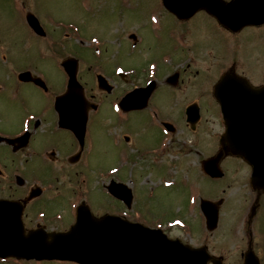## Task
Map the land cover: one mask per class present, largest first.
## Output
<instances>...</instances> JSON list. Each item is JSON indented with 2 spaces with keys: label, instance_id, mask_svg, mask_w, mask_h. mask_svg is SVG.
Wrapping results in <instances>:
<instances>
[{
  "label": "rangeland",
  "instance_id": "374dc122",
  "mask_svg": "<svg viewBox=\"0 0 264 264\" xmlns=\"http://www.w3.org/2000/svg\"><path fill=\"white\" fill-rule=\"evenodd\" d=\"M22 3L50 32L46 42L31 37L24 23ZM162 10L159 0H0V82H10V76L28 64L36 68L43 65L53 80L61 81L62 74L55 65L57 57L51 54L64 55L71 48H74L73 52L79 53L81 48L88 47L89 50L80 51L81 57L90 63L96 62V69L103 67L102 72L112 84H115L114 81L120 82L119 86L115 84L117 88L110 99L101 94V116H105V119L101 118V186L107 185L110 178L126 183L133 194L131 211L135 210L138 217L139 212L142 222L149 220L165 230L169 238L179 239L194 248L203 247L210 255L225 256L228 243L224 230L235 225V215L238 213L240 216L246 203L253 197H250L246 186V170L235 158L225 156L221 159L219 166L224 173L222 179L212 181L201 170L200 163L219 150L218 139L222 133L218 107L212 99V86L231 64H236L251 83H264L262 68L255 58L249 60L246 66L241 53L242 35L231 39L204 13H198L185 23H178ZM149 16L154 17V22H151ZM69 23L77 28L74 35L85 36L84 47L76 44L71 33L62 30L61 25ZM56 24L60 25L57 27ZM46 29L44 31L47 32ZM63 33L69 36L61 38ZM132 33L144 38L135 48H132V41L128 39ZM157 36L160 41L154 40ZM172 36L181 37V47L171 39ZM226 39L235 42L234 53H227L225 50ZM53 42H56L54 46ZM149 63H153V73L157 77L161 76V79L166 74L172 78L176 72L181 73L180 80L183 82L169 85V101H159L161 106H166L170 120L177 121L178 112L189 104L196 103L201 108L200 120L193 130L182 119L179 126L176 125L178 131L170 136L168 147L164 146L165 151L162 152V157L159 156L161 161H156V166H147L146 161L136 157L139 152L137 150L148 149L152 145L151 127L142 122L135 132L126 130V127L121 129L120 126H114L117 110L110 103L121 90L126 91L131 87L127 81L129 77H114V69L121 66L119 71L124 77V70L134 69L136 64L146 66ZM83 69L86 75H91L86 67ZM158 87L160 90V85ZM29 108L27 105L26 109ZM0 126H4L2 116ZM114 133H127L133 137L132 145L129 146L133 153L130 158L133 160L127 168L121 167L123 163L119 157L122 156L120 152L123 148ZM118 166L120 172L109 173ZM94 173L95 171L90 172V175L93 176ZM67 174L65 169L59 171L58 168L37 166L30 162L26 164V178H23L27 184L38 179L46 188L41 198L26 206V228L40 226L47 232L66 228L70 221L69 210L74 201L73 191L67 187ZM90 184L97 190L96 178ZM79 189L82 190V187ZM151 190L152 196L148 194ZM102 194L101 189V215L116 214V209L105 202L107 198ZM200 197L210 203L222 201L216 228L203 232V236L196 215L197 199ZM94 199L95 191H92L90 202L97 209L93 206ZM39 211L43 213V217L34 221V216ZM54 214L61 215V223L52 219ZM126 214L128 215L122 212L127 217ZM175 217L185 224L176 222L177 219L171 221ZM0 264L73 263L0 260Z\"/></svg>",
  "mask_w": 264,
  "mask_h": 264
},
{
  "label": "flooded vegetation",
  "instance_id": "af4514ba",
  "mask_svg": "<svg viewBox=\"0 0 264 264\" xmlns=\"http://www.w3.org/2000/svg\"><path fill=\"white\" fill-rule=\"evenodd\" d=\"M21 5L25 20V15L31 12L25 8V3ZM185 22L187 21L181 23ZM214 24L226 32L231 39L242 35L243 47L241 53L244 57L243 61L247 66L249 60L255 58L261 65L264 80V24L247 26L236 32L223 29L215 21ZM28 31L35 39L41 41L45 40L48 35L46 33L45 38H37L30 30ZM69 33L73 34V32ZM52 35L53 33H51ZM68 36L67 33H63L61 38ZM134 42L137 43L138 39L136 38ZM224 43H226L224 46L227 53H234L233 46L235 42H229L226 39ZM73 49H69V52L64 55L51 54L58 58L56 67L62 74L63 80L61 81L53 80L50 72L43 66L39 65L36 68L32 64H28L14 72L10 76L11 79L8 80L10 82H0V116L4 118V126H0V136L8 139L21 138L12 145L0 143V199L23 203V216L25 215L26 206L34 200L25 203L30 186L28 187L26 180L25 185L17 186L15 176L20 172V176L25 177L26 164L29 162L37 166L58 168L59 171L65 169L68 173L67 187L73 191L75 198L79 199L78 204L84 202L89 204L88 201H90L92 191H95L96 199L93 201V206L95 205L97 209L92 207L90 211L96 217L101 216V90L97 87L95 80L96 75L101 74V72L93 73V77L86 75L83 67H86V71L89 72L94 64L91 65L92 63L87 59H83V56L81 57V50L79 53H75ZM66 57L75 58L78 65L77 81L81 86V90L80 92L78 90L77 93L79 94L78 97L82 98L81 107L85 109V112H82L81 115H86L82 140L75 137L71 131L59 126V112L55 107L56 98L65 92L67 84L65 74L59 65ZM26 62L28 63L27 60ZM150 65L152 63L146 66L136 64L134 69H131L132 74L129 80L132 89L143 87L152 80L155 81L147 107L143 111L122 112L119 110L117 115L124 119L116 118L115 126H120L121 129L126 127V130L130 129L136 132L139 129L138 126L142 122H146L152 129L150 136L152 145L150 144V148L147 149L149 152L147 155L139 157L146 162H156L161 161L158 158L159 156L162 157L164 150L162 148L159 153L160 146L165 145L168 147L169 144L171 132L164 127V123L172 125L173 134L178 131L176 125L179 126L181 123L182 115L181 112H178L177 121L170 120L166 106H161L162 100L164 102L165 100L169 101L168 92L171 76L166 74L162 79L161 76H155V73L148 69ZM25 71L29 72L34 78H40L41 81H37V85L32 82L18 81L16 79L18 73ZM223 73L235 74L244 78L253 88L264 87V83L259 81L251 83L248 77L241 73L236 64H231ZM175 74L174 83H182L183 81L180 80L181 73L176 72ZM219 78L220 76L216 82ZM114 82L119 86L118 81ZM115 84L111 83L114 88L113 91L117 88ZM158 85L161 87L160 90ZM124 92V90H121L116 99L119 100ZM27 105L30 106L29 109H26ZM94 106L95 110H91ZM73 124L78 130L83 126L81 122H74ZM119 137L124 144L130 141V145H132L133 137L131 134L123 133L118 135ZM153 157L155 159L152 160ZM94 171V175H90V172ZM95 178L97 190H95V187H91L90 184L91 180ZM32 183H36V180H33ZM246 186L249 189L250 197L253 198L246 203L240 216L238 213L235 215V225L224 230L228 243L225 256L209 254L221 264H264V191H253L249 183ZM80 187H82V190L79 189ZM36 214L34 221L38 219ZM73 220L69 225L73 223Z\"/></svg>",
  "mask_w": 264,
  "mask_h": 264
},
{
  "label": "water",
  "instance_id": "95a60500",
  "mask_svg": "<svg viewBox=\"0 0 264 264\" xmlns=\"http://www.w3.org/2000/svg\"><path fill=\"white\" fill-rule=\"evenodd\" d=\"M162 4L179 20L204 10L221 25L235 30L264 20V0H232L228 3L221 0H162ZM26 20L36 34L43 35L33 16ZM62 67L69 82L66 94L58 100L68 104L74 96L73 89L77 87L76 61L65 60ZM18 78L22 81L30 79L27 73ZM101 87L109 91L103 80ZM145 93L149 95V91ZM144 96L146 94L140 92L129 94L121 106L130 102L143 106ZM214 97L226 127L221 143H226L232 155L242 157L251 166L253 188L264 189V89H252L245 81L225 75L215 86ZM187 115L188 121L194 123L195 118L188 112ZM60 120L66 119L62 117ZM221 157L219 153L202 163L204 172L210 177L222 176L218 168ZM108 190L130 204L131 194L125 186L112 184ZM203 206L210 204L204 203ZM21 212L18 203L0 201V259L66 260L79 264H206L201 250L190 249L179 241L166 239L158 230L130 224L117 217L103 216L96 220L80 208L77 222L68 232L47 234L40 229L24 231ZM215 219L216 211L209 217V225Z\"/></svg>",
  "mask_w": 264,
  "mask_h": 264
}]
</instances>
